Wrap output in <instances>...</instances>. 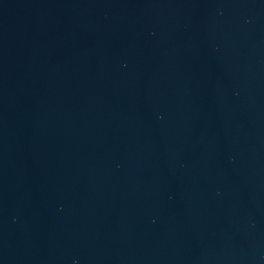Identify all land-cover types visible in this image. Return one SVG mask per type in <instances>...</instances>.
I'll return each mask as SVG.
<instances>
[{
	"label": "water",
	"instance_id": "1",
	"mask_svg": "<svg viewBox=\"0 0 264 264\" xmlns=\"http://www.w3.org/2000/svg\"><path fill=\"white\" fill-rule=\"evenodd\" d=\"M0 264H264V0H0Z\"/></svg>",
	"mask_w": 264,
	"mask_h": 264
}]
</instances>
